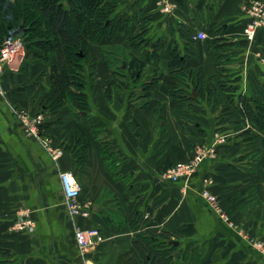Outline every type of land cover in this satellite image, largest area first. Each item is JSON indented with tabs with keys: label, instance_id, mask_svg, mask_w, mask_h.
Returning <instances> with one entry per match:
<instances>
[{
	"label": "crops",
	"instance_id": "1",
	"mask_svg": "<svg viewBox=\"0 0 264 264\" xmlns=\"http://www.w3.org/2000/svg\"><path fill=\"white\" fill-rule=\"evenodd\" d=\"M134 1H141L151 15L153 37L173 41L185 56L184 70L209 91L199 95L191 88L190 76L172 80L175 73L170 77L163 48L157 50L154 66L163 78L148 97L138 94L140 81L128 76L125 87L120 86L101 52V45H128L117 37L96 47L85 110L76 103L53 111L44 108L48 69L26 52L1 63L2 264H121L132 256L135 233L145 229L174 233L178 250L188 245L202 249L201 264H264V252L256 247L259 243L264 248V217L259 215L264 213V132L237 108L238 95L264 101V27L252 40L242 34L251 0H169L174 5L170 13L161 11L158 0H129L128 7ZM198 32L207 38H194ZM219 81L238 88L226 92ZM175 82L182 84L179 94L188 100L170 95ZM16 112L41 115V132L60 154L53 157L26 135ZM75 128L78 138H73ZM246 131L257 137L250 139L243 135ZM83 139L87 146L78 166L74 150H80ZM200 146L214 153L190 178H164L169 164L189 160ZM63 171L78 182V201L89 210L87 216L68 215L59 178ZM202 189L217 197L226 220L202 198ZM251 195L259 200L255 208ZM134 210L142 213L136 227L130 225ZM24 213L34 229L14 230ZM76 228H97L102 237L83 256L75 243ZM182 258L177 257V263Z\"/></svg>",
	"mask_w": 264,
	"mask_h": 264
},
{
	"label": "trees",
	"instance_id": "2",
	"mask_svg": "<svg viewBox=\"0 0 264 264\" xmlns=\"http://www.w3.org/2000/svg\"><path fill=\"white\" fill-rule=\"evenodd\" d=\"M118 1L124 0H0L2 37H12L14 31L22 27L26 54L30 55L34 62L48 69L49 90L43 94L44 108L53 111L65 103H76L85 110L88 106L85 89L88 81L93 80L96 47L114 37L124 38L128 45H101L103 59L117 78L128 76L133 82L140 81L139 87L143 97H148L152 88L163 78V74L154 68L158 60L156 52L162 48L168 54L170 77L175 73V76L171 77L172 80L179 82L181 78L190 76L191 88L199 95L209 91L207 84L197 81L195 75L184 70L185 56H181L173 41L167 43L161 37H153L150 32L151 15L145 13L143 6L142 10H139L142 16L137 21L142 23L139 35H143V38L132 36L127 27L131 18L129 11L118 14ZM134 5L132 3L130 9ZM134 18L135 14L131 19ZM147 37H153L154 42L148 41ZM151 43L152 49L146 50ZM151 67L153 69L150 74L147 69ZM143 78L145 80H142ZM218 83L226 92H233L238 88L224 81ZM108 84L104 86L106 96L109 95ZM175 84H171L169 88L170 95L178 101L188 100L187 96L179 94L184 91L181 89L182 84ZM185 87L189 85L185 84ZM260 91L264 94V82L260 85ZM230 100L232 101L231 97ZM237 102L242 117L252 119L258 129L264 132V101L260 97L238 95ZM79 119L81 121V118ZM72 134L73 138H78L77 128ZM243 135L250 139L257 137V134L251 131H246ZM86 146V139H83L80 150H74L78 166L82 164ZM249 199L253 201V208L259 205L257 196L251 195ZM259 215L264 217L262 211ZM141 219L142 213L134 210L130 225L136 227ZM174 237V233L167 230L156 232L145 229L135 233L132 256L121 264H201L204 259L202 249L188 245L184 250H178V246L173 244ZM176 251L178 253L174 255ZM182 256L183 261L177 263V257Z\"/></svg>",
	"mask_w": 264,
	"mask_h": 264
},
{
	"label": "built area",
	"instance_id": "3",
	"mask_svg": "<svg viewBox=\"0 0 264 264\" xmlns=\"http://www.w3.org/2000/svg\"><path fill=\"white\" fill-rule=\"evenodd\" d=\"M157 5L161 11L165 13H170L173 9V4L169 0H158ZM247 13L250 16L249 21L244 25L242 34L248 40H252L256 35L258 29L264 27V2L260 0H251L247 7ZM194 38L205 39L207 35L204 32H198ZM20 45V39L14 37H6L4 45L0 48L4 53L10 54L5 56L9 62L11 61V52L15 50L16 47ZM9 51V52H8ZM3 53V52H2ZM1 61V60H0ZM1 66V62H0ZM16 117L19 122L23 125L24 133L26 135L34 137L44 149L48 150L53 157L60 154V150L54 152L51 145V140L48 136L42 134L41 125V115L31 116L23 112H16ZM219 141H223L222 137L215 135ZM193 156L183 162H175L167 166L163 172L165 179L172 182L185 181L196 171L197 166L200 162L213 155L214 150L205 147H197L193 151ZM60 185L65 197V207L69 216H87L89 210L78 201V196L80 193V186L76 179L73 177L70 171H63L59 174ZM202 198L215 210L218 211L220 216L226 220L227 217L221 212L217 197L207 189H202ZM14 230L17 231H32L34 225L32 220L24 213L22 216L17 218L13 226ZM75 243L78 248L79 253L83 256L84 253L92 246L99 243L102 239L100 231L97 228L81 229L76 228L74 231ZM256 244V243H255ZM256 247L260 248L264 252L263 246L261 244H256Z\"/></svg>",
	"mask_w": 264,
	"mask_h": 264
},
{
	"label": "rangeland",
	"instance_id": "4",
	"mask_svg": "<svg viewBox=\"0 0 264 264\" xmlns=\"http://www.w3.org/2000/svg\"><path fill=\"white\" fill-rule=\"evenodd\" d=\"M135 5H134V7L133 8H131L130 9V7H128L129 5V0H124L123 2H121V1H118L117 2V4H118V6H117V8H118V14H121V13H124V12H128L129 11V16L132 18V16H133V14H135V18L134 19H131V18H129L130 20L128 21V24H127V27L129 28V31H131V35L132 36H135V38L136 37H139V39H141V38H143V35H139L140 34V30H141V25H142V23H138L137 21H139V19L141 18V12H139V10L141 9V7H142V4L143 3H141V1L140 2H138V1H134L133 2ZM124 9H125V11H124ZM131 10V11H130ZM142 10V9H141ZM114 13V12H113ZM148 31V30H147ZM150 34V33H149ZM11 37V36H10ZM12 37H14V38H17V37H15V36H13L12 35ZM141 37V38H140ZM148 38V41H150V42H154L152 39H153V37H151V39H150V37H147ZM5 39H6V37H2V35H1V33H0V48L4 45V43H5ZM18 39H20V45L18 46V47H16L15 48V50H13L12 52H11V61L12 60H15L16 58L18 59V58H20V57H22V55L24 54L23 52H25L26 50H27V47H26V45H25V43L22 41V37L21 38H18ZM144 49V48H143ZM3 52V53H2ZM9 52V51H8ZM27 52V51H26ZM10 54H6V53H4V51L2 50L1 51V49H0V62L1 63H4V62H6V61H8V59L5 57V56H9ZM152 69H153V67H151V68H149V69H147V71H150V74L152 73ZM121 79H123V80H121ZM120 80V81H119ZM126 80L127 79H125L124 77H122V78H120V79H118L117 81H118V84L120 85V86H122V87H125V85L127 84L126 83ZM142 80H145V78H143ZM137 91H138V94H142V90H141V88L138 86V89H137Z\"/></svg>",
	"mask_w": 264,
	"mask_h": 264
},
{
	"label": "water",
	"instance_id": "5",
	"mask_svg": "<svg viewBox=\"0 0 264 264\" xmlns=\"http://www.w3.org/2000/svg\"><path fill=\"white\" fill-rule=\"evenodd\" d=\"M23 35H24V29L22 28V27H19L16 31H14V33H13V36H15V37H17V38H21V37H23ZM123 66H124V64H123ZM173 244H175V245H177L178 244V241L177 240H174L173 241ZM174 254H175V252H174Z\"/></svg>",
	"mask_w": 264,
	"mask_h": 264
}]
</instances>
